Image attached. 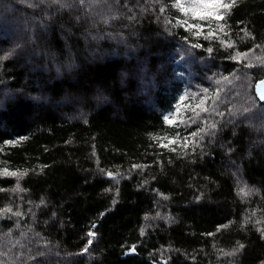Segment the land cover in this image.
I'll list each match as a JSON object with an SVG mask.
<instances>
[{
	"label": "trees",
	"instance_id": "1",
	"mask_svg": "<svg viewBox=\"0 0 264 264\" xmlns=\"http://www.w3.org/2000/svg\"><path fill=\"white\" fill-rule=\"evenodd\" d=\"M5 56L0 264H264V0H0Z\"/></svg>",
	"mask_w": 264,
	"mask_h": 264
},
{
	"label": "snow or ice",
	"instance_id": "2",
	"mask_svg": "<svg viewBox=\"0 0 264 264\" xmlns=\"http://www.w3.org/2000/svg\"><path fill=\"white\" fill-rule=\"evenodd\" d=\"M55 2L56 3H60V0H55ZM80 2L83 4L84 3V0H80ZM233 2H235V0H233ZM219 18V17H218ZM197 47H199L200 45H196ZM208 51H211V49L209 48L208 49ZM7 57L5 56V57H0V59H6ZM226 79V78H225ZM205 91H207V90H205ZM183 99V98H182ZM202 103H203V101H202ZM204 111H208V109H204ZM220 115H223L222 113H220ZM164 120L165 121H168V123H173V121L172 120H169V117L168 116H165L164 117ZM193 122H195V121H193ZM211 128H215L216 127V125L215 124H212L211 126H210ZM205 130L204 129H200V132H204ZM177 135H179L178 133H177ZM191 135L193 136V137H195V136H198L199 135V133H197V132H193V133H191ZM202 138V137H201ZM185 140H187V137H185ZM176 141L175 140H173L172 141V143H175ZM11 143V142H10ZM4 174H6V175H11V176H18V175H23V174H21V173H17V172H11V173H9V172H7V170H5V173ZM24 174H26V173H24ZM111 175V174H110ZM7 211H11V209H8ZM17 215H20V213H17ZM89 235L90 236H94L95 234L94 233H89ZM88 243L89 244H91V240H89L88 241ZM240 248H243V245H240ZM84 251H87V247H85V249H84ZM231 254H233V253H228L227 255H231Z\"/></svg>",
	"mask_w": 264,
	"mask_h": 264
},
{
	"label": "water",
	"instance_id": "3",
	"mask_svg": "<svg viewBox=\"0 0 264 264\" xmlns=\"http://www.w3.org/2000/svg\"><path fill=\"white\" fill-rule=\"evenodd\" d=\"M256 93H257L259 100L264 103V79L257 83Z\"/></svg>",
	"mask_w": 264,
	"mask_h": 264
},
{
	"label": "rangeland",
	"instance_id": "4",
	"mask_svg": "<svg viewBox=\"0 0 264 264\" xmlns=\"http://www.w3.org/2000/svg\"><path fill=\"white\" fill-rule=\"evenodd\" d=\"M211 14L216 15V18L217 19H220L222 17V11H219V12H217V11H211ZM5 170H7V172H9V173L13 172V171H10L9 169H3V170H0V173L1 174H4L5 173Z\"/></svg>",
	"mask_w": 264,
	"mask_h": 264
},
{
	"label": "bare ground",
	"instance_id": "5",
	"mask_svg": "<svg viewBox=\"0 0 264 264\" xmlns=\"http://www.w3.org/2000/svg\"><path fill=\"white\" fill-rule=\"evenodd\" d=\"M261 81V80H260ZM258 98V97H257ZM259 99V98H258Z\"/></svg>",
	"mask_w": 264,
	"mask_h": 264
}]
</instances>
